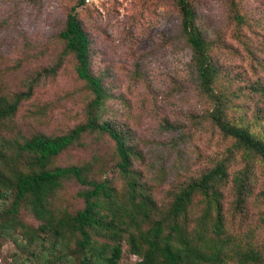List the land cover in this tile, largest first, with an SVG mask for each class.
I'll list each match as a JSON object with an SVG mask.
<instances>
[{
	"label": "rangeland",
	"instance_id": "1",
	"mask_svg": "<svg viewBox=\"0 0 264 264\" xmlns=\"http://www.w3.org/2000/svg\"><path fill=\"white\" fill-rule=\"evenodd\" d=\"M78 1L0 0V96L12 100L25 93L15 114L0 121V135L20 140L38 132L59 135L86 120L93 95L78 77L75 57L64 54L59 36ZM191 2L212 44L219 69L215 85L231 101L230 117L256 121L252 129L263 134L264 0ZM235 8L247 15L246 25L233 18ZM77 11L91 38L92 71L111 95L104 119L122 130L137 151L133 169L145 191L164 210L182 187L225 160L228 174L219 189L224 233L235 255L227 264H239L238 253L248 251L260 259L247 264H264V160L234 146L235 139L212 120L213 103L199 88L175 0H89ZM118 161L115 140L89 131L53 165H85L91 178L108 179L121 198L126 184ZM87 187L65 180L49 207L54 213H74L84 206L79 192ZM5 200L0 198V264H39L42 245L29 242L21 224L33 232L42 221L22 206L16 239L6 235ZM205 207L203 196L196 195L192 225ZM66 240L75 243L73 235ZM139 261L124 243L120 264Z\"/></svg>",
	"mask_w": 264,
	"mask_h": 264
},
{
	"label": "trees",
	"instance_id": "2",
	"mask_svg": "<svg viewBox=\"0 0 264 264\" xmlns=\"http://www.w3.org/2000/svg\"><path fill=\"white\" fill-rule=\"evenodd\" d=\"M175 2L182 32L193 52L199 88L213 103L212 120L225 135L235 139L234 146L248 156L258 155L264 160V133L252 129V125H258L256 121L246 123L243 117H230L231 101L216 89L219 69L211 56L212 44L198 23L195 7L191 0ZM85 4L86 0H79L70 9L59 36L65 43L64 54L75 57L78 77L93 95L85 108L86 120L59 135L38 132L22 140L0 135V198L7 201L3 210L6 226L2 232L16 239L23 206L42 221L33 232L21 224L29 242L42 245L39 264L55 260L65 264H120L124 243L130 253L140 258L139 264H227L235 255L224 233L219 189L228 174L226 161L221 160L182 187L166 209L158 207L133 169L137 151L122 130L104 119L111 95L102 77L91 68V38L77 11L78 6ZM233 18L241 25L248 23L247 15L238 8L233 9ZM261 90L264 91V86ZM24 96L21 93L12 100L0 96V121L15 114ZM89 131L107 133L115 140L117 167L126 184L121 198L108 179L91 178L85 165H53L59 154ZM67 179L88 186L79 192L84 206L74 213H54L49 207L50 200ZM196 195L203 196L206 207L192 225L190 209ZM238 195L242 200L243 183H239ZM213 211L215 217L211 218ZM71 235L75 237L74 245L66 240ZM238 254L239 264L260 259L253 251Z\"/></svg>",
	"mask_w": 264,
	"mask_h": 264
},
{
	"label": "built area",
	"instance_id": "3",
	"mask_svg": "<svg viewBox=\"0 0 264 264\" xmlns=\"http://www.w3.org/2000/svg\"><path fill=\"white\" fill-rule=\"evenodd\" d=\"M86 1H89V0H86Z\"/></svg>",
	"mask_w": 264,
	"mask_h": 264
}]
</instances>
